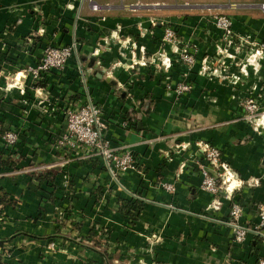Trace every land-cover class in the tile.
I'll return each mask as SVG.
<instances>
[{"label":"crops","instance_id":"crops-1","mask_svg":"<svg viewBox=\"0 0 264 264\" xmlns=\"http://www.w3.org/2000/svg\"><path fill=\"white\" fill-rule=\"evenodd\" d=\"M97 3L100 12L88 0H0V264H257L264 228L236 244L226 222L240 205L241 224L260 226L264 132L244 120L238 100L259 96L264 106V59L255 69L247 52L230 48L236 57L221 66L213 20L229 16L236 34L263 42L264 0ZM154 18L198 47L188 76L178 64L169 74L130 69L141 58L131 42L147 57L160 50ZM74 42L64 70L31 76L48 47ZM203 60L210 74H201ZM181 82L193 89L178 96ZM89 99L103 110L112 146L135 159L118 183L100 157L64 156L58 146L66 111ZM7 130L18 133L16 147L5 145ZM201 142L219 148L245 182L231 199L201 189ZM252 179L258 184L247 186Z\"/></svg>","mask_w":264,"mask_h":264},{"label":"built area","instance_id":"built-area-1","mask_svg":"<svg viewBox=\"0 0 264 264\" xmlns=\"http://www.w3.org/2000/svg\"><path fill=\"white\" fill-rule=\"evenodd\" d=\"M94 12H100L101 6L97 0H88ZM264 12V4L260 6ZM216 28L221 32V42L217 45L219 62L225 66L227 58H235L229 54L230 48L236 52L241 50L247 52L245 65L253 66L255 69L261 68V60L264 59V41L256 42L251 37H241L234 30V21L226 15H218L213 20ZM151 25H161L163 36L161 39L160 50L147 57V50L144 46H138L136 42H131L134 50H139L141 58L134 60L130 69L135 67L154 66L157 70L169 74L175 64L182 66L188 76V72L197 64L198 47L186 42L180 38L178 32L171 27L170 22H158L151 20ZM170 50V51H169ZM77 52V44L74 42L67 46L48 47L36 68L29 70V73L35 80H39L42 73L52 70H64L69 60ZM235 61V60H234ZM201 74H210V68L206 60L201 63ZM167 87L173 89L170 84V77L166 78ZM193 86L191 83L181 82L175 88L178 96L191 92ZM258 97H240L239 107L243 112V118L250 123L257 132H264V106ZM67 126L65 134L58 142V146L63 150L64 156L72 155L75 152H87L90 156L93 154L100 157L104 168L110 176L118 183L123 173L135 167V159L131 151L124 148H115L107 137L108 124L103 118L102 108L92 100L84 103H76L72 108L66 111ZM5 145L8 148L16 147L19 143V135L14 130H7L2 136ZM187 146V145H186ZM198 157L196 161L202 177L201 189L212 195L213 198L224 194L231 199L237 190L246 186L245 182L236 178L235 172L230 165L223 161L222 151L207 142L197 144ZM87 154V155H88ZM258 181L249 180L247 186H255ZM165 189L173 193L175 188L167 185ZM214 199V203L217 204ZM243 208L240 205H234L230 211V218L226 224L232 229L234 243L243 244L250 233L256 236H263L261 230L264 228V204L259 207L260 226L250 228L241 224ZM52 248L54 245L51 246ZM257 264H264V258L258 260Z\"/></svg>","mask_w":264,"mask_h":264},{"label":"rangeland","instance_id":"rangeland-1","mask_svg":"<svg viewBox=\"0 0 264 264\" xmlns=\"http://www.w3.org/2000/svg\"><path fill=\"white\" fill-rule=\"evenodd\" d=\"M161 1H163V0H161ZM171 1L174 2V0H171ZM183 1H185V0H183ZM191 1L193 3H196V2H198V3H202V2L208 3L209 0H191ZM179 2H180V0H179ZM154 20L157 21V19H155V18H154ZM160 22H167V20H161Z\"/></svg>","mask_w":264,"mask_h":264},{"label":"trees","instance_id":"trees-1","mask_svg":"<svg viewBox=\"0 0 264 264\" xmlns=\"http://www.w3.org/2000/svg\"><path fill=\"white\" fill-rule=\"evenodd\" d=\"M2 203H5V201L2 199ZM142 206L141 205H138L137 206V208L139 209V208H141ZM131 214V212H129V215ZM256 241H258V239L256 240Z\"/></svg>","mask_w":264,"mask_h":264}]
</instances>
